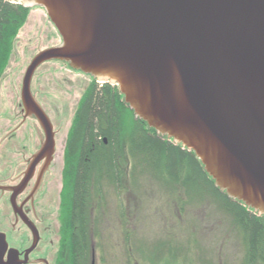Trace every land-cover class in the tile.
<instances>
[{"label": "water", "instance_id": "95a60500", "mask_svg": "<svg viewBox=\"0 0 264 264\" xmlns=\"http://www.w3.org/2000/svg\"><path fill=\"white\" fill-rule=\"evenodd\" d=\"M43 9L61 44L38 53L21 90L24 119L45 135L10 204L56 153L51 120L32 93L36 72L67 64L117 87L135 119L195 154L215 188L264 217V0H7ZM0 185V191H6ZM20 260L0 233V264H29L40 236Z\"/></svg>", "mask_w": 264, "mask_h": 264}, {"label": "rangeland", "instance_id": "374dc122", "mask_svg": "<svg viewBox=\"0 0 264 264\" xmlns=\"http://www.w3.org/2000/svg\"><path fill=\"white\" fill-rule=\"evenodd\" d=\"M61 44V37L54 25L40 8L29 9L26 24L20 30L13 46L7 69L0 82V164L20 171L23 160L37 150L38 143L32 132L33 122H28L17 139L3 140L10 131L20 124L22 82L25 72L33 58L43 50ZM92 79L83 73L70 69L64 63L51 62L36 72L32 82V93L40 102L58 131L56 136V155L46 176L45 196L40 202L39 215L50 218L49 233L44 236L38 254L45 255L50 264H55L59 251V228L62 208L63 172L65 149L69 132L77 109L87 93ZM31 135L24 139L25 135ZM181 170V169H180ZM179 170V171H180ZM166 171V170H165ZM167 172V171H166ZM151 178L160 177V172L149 171ZM181 181L189 177V168L178 174ZM169 181V175L164 176ZM146 175L140 178L139 187L132 198L126 196V205L118 210L114 195L107 202L108 217L102 251L97 250L95 264H127L126 251H130L134 264H222L229 254L239 253L227 249L231 246L222 236V226L218 218L217 206L198 189L202 202L194 206L171 208L163 195L165 183L152 180ZM4 181L0 173V182ZM164 191H167L165 189ZM6 195L0 204V233L7 235L9 246L26 249L32 243V235L25 227L13 228L14 213ZM8 213V216H6ZM129 220L133 233L123 236V222ZM49 234H52L49 236ZM130 240V247L125 238ZM218 238V239H217ZM228 242L231 239H226ZM228 245H227V244ZM215 247L216 250H213ZM214 251V252H213ZM230 260L232 258L230 257ZM230 264H232L230 262Z\"/></svg>", "mask_w": 264, "mask_h": 264}, {"label": "trees", "instance_id": "16d2710c", "mask_svg": "<svg viewBox=\"0 0 264 264\" xmlns=\"http://www.w3.org/2000/svg\"><path fill=\"white\" fill-rule=\"evenodd\" d=\"M28 15L29 9L0 0V82ZM185 168H189V177L181 181L178 174ZM154 170L160 172L159 178L148 175ZM167 174L169 181L164 177ZM143 175L165 183L163 195L172 209L177 204L184 210L202 202L204 194L194 187L205 190L217 206L222 236L231 245L229 253H239L236 257L230 253L222 264H264V217L216 189L194 153L161 139L136 120L117 87L96 83L82 98L66 143L55 264H95L105 237L109 196L114 195L118 210L123 209L121 194L134 197ZM119 218L123 236L133 233L129 220ZM125 243L130 247L129 239L125 238ZM126 253L127 264H134L130 251ZM159 262L167 263L162 258Z\"/></svg>", "mask_w": 264, "mask_h": 264}, {"label": "flooded vegetation", "instance_id": "af4514ba", "mask_svg": "<svg viewBox=\"0 0 264 264\" xmlns=\"http://www.w3.org/2000/svg\"><path fill=\"white\" fill-rule=\"evenodd\" d=\"M74 72H75V70H74ZM88 77H90V76H88ZM91 79H92V83H91L90 87H92L95 83L98 84V82L95 81L93 78H91ZM39 104L42 105L40 102H39ZM42 108H43V106H42ZM19 110H20V116H21L20 124H18L12 131H10L8 133V135L4 139H2V142H3V140L5 141V140H9V139L16 141L17 133H19L21 131V129L28 122H33L32 132H33V135L36 137L38 147H37V150L35 151V153L30 155V157H28V158L25 157V159L22 162V169L20 171L15 170L13 173H11L9 175L8 178H6L4 181L0 182L1 186L5 187V189H8L4 192L0 191V197L8 195L9 196V202L11 200V196L13 195V192H10L9 189H15L22 184L23 180L25 179L26 174L28 173V170L30 169V166L32 164L34 156H36L40 152L42 145L44 144V141H45L44 132L41 129V127L39 126L38 122L32 118H28L27 120L24 119V113L22 111L23 108H22L21 104L19 105ZM43 110L45 111L44 108H43ZM51 123L53 125V129H54V133H55V141H56V136L58 134V131L55 128L52 121H51ZM27 137H29V139L31 140V135L30 136H29V134L25 135L24 139H26ZM169 142H171V141H169ZM105 144H107V142H105ZM175 146H177V145H175ZM183 150H185V149H183ZM55 155H56V153H55ZM54 160H55V156H54L53 162H54ZM46 161L47 160L44 159L39 164H37V166L35 167L34 172H33L34 173L33 178L30 180V182L25 187L24 192L21 193L16 199L17 207L20 208L22 217H21V215L16 216L14 214L13 228L16 229V226L21 225V226L25 227L26 229H28V227L24 223V220L27 222L30 221L35 225V227L37 228V230L39 232V236H40V240H39L37 248L29 256V264H50L45 255L38 254L40 247H42L41 244H43V242H44V236H46L49 233L48 226L45 227L43 230L42 229L40 230L39 228L42 226H45L46 224L49 225V222H50V218L48 216H45L42 214L40 216L38 213L39 209H41L40 208V202L42 200V197L45 196V194H44V188L46 187L45 179H46V176L48 175V173L51 169V166L53 164V162H52L51 165L49 166L48 170L45 172L44 176L42 177V180L40 181L39 175L41 174V171L44 168ZM126 196H127V194L124 192L121 194V198H120V200L124 206L126 205ZM177 205H175L174 207H177ZM28 231L30 232L29 229H28ZM31 235H32V233H31ZM50 235H52V234H49V236ZM32 243H33V236H32ZM32 243L30 244V246L28 248L23 249V250L18 249V248H14L12 246H10V249L18 250L21 254L20 260L23 261L24 256H25V252L32 246Z\"/></svg>", "mask_w": 264, "mask_h": 264}, {"label": "crops", "instance_id": "0c3cea01", "mask_svg": "<svg viewBox=\"0 0 264 264\" xmlns=\"http://www.w3.org/2000/svg\"><path fill=\"white\" fill-rule=\"evenodd\" d=\"M15 171V168H10L9 165H3V163L0 164V173L2 174V178L5 180L9 177L11 173ZM5 198V196L0 197V204L2 203V199ZM6 216H8V213H6Z\"/></svg>", "mask_w": 264, "mask_h": 264}]
</instances>
